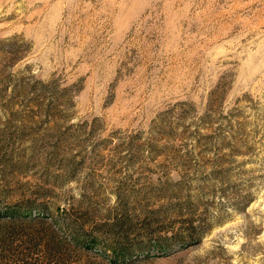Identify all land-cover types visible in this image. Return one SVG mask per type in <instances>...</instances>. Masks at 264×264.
<instances>
[{
  "label": "rangeland",
  "instance_id": "rangeland-1",
  "mask_svg": "<svg viewBox=\"0 0 264 264\" xmlns=\"http://www.w3.org/2000/svg\"><path fill=\"white\" fill-rule=\"evenodd\" d=\"M0 264H264V0H0Z\"/></svg>",
  "mask_w": 264,
  "mask_h": 264
},
{
  "label": "trees",
  "instance_id": "trees-1",
  "mask_svg": "<svg viewBox=\"0 0 264 264\" xmlns=\"http://www.w3.org/2000/svg\"><path fill=\"white\" fill-rule=\"evenodd\" d=\"M123 253H124V255H127L128 254V252H126V251H123Z\"/></svg>",
  "mask_w": 264,
  "mask_h": 264
}]
</instances>
